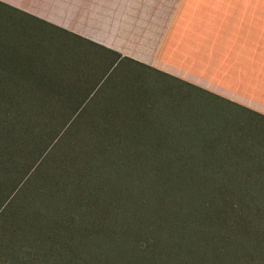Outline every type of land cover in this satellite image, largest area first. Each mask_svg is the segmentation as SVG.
<instances>
[{
  "label": "trees",
  "instance_id": "trees-1",
  "mask_svg": "<svg viewBox=\"0 0 264 264\" xmlns=\"http://www.w3.org/2000/svg\"><path fill=\"white\" fill-rule=\"evenodd\" d=\"M0 9L44 28L0 42V264H159L185 229L181 264H264V117L164 72L235 106L234 117L86 105L115 62L160 70Z\"/></svg>",
  "mask_w": 264,
  "mask_h": 264
},
{
  "label": "crops",
  "instance_id": "crops-1",
  "mask_svg": "<svg viewBox=\"0 0 264 264\" xmlns=\"http://www.w3.org/2000/svg\"><path fill=\"white\" fill-rule=\"evenodd\" d=\"M0 1L264 117V0Z\"/></svg>",
  "mask_w": 264,
  "mask_h": 264
},
{
  "label": "rangeland",
  "instance_id": "rangeland-1",
  "mask_svg": "<svg viewBox=\"0 0 264 264\" xmlns=\"http://www.w3.org/2000/svg\"><path fill=\"white\" fill-rule=\"evenodd\" d=\"M12 20L15 27L8 32L6 25ZM36 27L40 28L41 31L44 29L42 25L29 17L13 10L0 9V42H3V44H15V42L19 44L26 35L29 37L39 36L41 33ZM45 28H47L45 29L47 35L61 36L60 33L55 32L50 27ZM5 52L7 51L0 50L1 55ZM82 54L83 56L86 55ZM115 84L116 86L112 88V85ZM93 86L85 98L84 103L86 105H94L96 102L101 103L107 100L113 104L125 103L124 101H133L135 104L146 102L147 107L141 109L138 113L142 117H221L223 113L226 117H232L233 113L235 115L236 110L235 106L225 104L218 99H212L200 90L163 72L136 65L126 59L110 65ZM236 112L238 113V111ZM72 114L73 112H70L65 117L72 116ZM247 116L249 115L243 113L241 117ZM254 125L258 130L262 127L259 122H255ZM187 136L197 140L199 133L195 131L193 134L188 133ZM197 205L198 203L194 205L193 212H195ZM187 238V229L171 234L170 242L172 246H167L169 252L165 254L166 257H163L159 264H181L182 261H187L189 250ZM141 241L142 239H138V243ZM148 264H152V262Z\"/></svg>",
  "mask_w": 264,
  "mask_h": 264
}]
</instances>
